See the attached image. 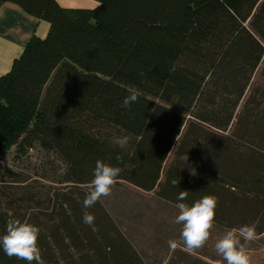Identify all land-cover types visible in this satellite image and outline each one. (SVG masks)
I'll return each instance as SVG.
<instances>
[{"label":"trees","instance_id":"1","mask_svg":"<svg viewBox=\"0 0 264 264\" xmlns=\"http://www.w3.org/2000/svg\"><path fill=\"white\" fill-rule=\"evenodd\" d=\"M96 1L0 0L50 23L0 77V161L39 148V175L55 185H22L0 164V237L10 209L40 227L45 264H145L101 199L83 207L97 160L175 205L215 195L214 226L256 222L262 235L264 0ZM0 264L28 262L0 246Z\"/></svg>","mask_w":264,"mask_h":264},{"label":"rangeland","instance_id":"2","mask_svg":"<svg viewBox=\"0 0 264 264\" xmlns=\"http://www.w3.org/2000/svg\"><path fill=\"white\" fill-rule=\"evenodd\" d=\"M14 156L12 149L0 164L26 178L27 182L22 185H54L39 175L47 159L42 150L35 148L24 160H15ZM100 199L145 264H217L222 261L216 253L215 243L226 230L216 226L201 249L188 252L183 245L175 250L169 248L168 241L179 239L182 231V225L175 223L179 210L175 204L162 200L156 191H144L118 180L111 195ZM247 247L251 250V264H264V233L249 242Z\"/></svg>","mask_w":264,"mask_h":264},{"label":"clouds","instance_id":"3","mask_svg":"<svg viewBox=\"0 0 264 264\" xmlns=\"http://www.w3.org/2000/svg\"><path fill=\"white\" fill-rule=\"evenodd\" d=\"M139 93L130 91L122 102V107L129 108L138 99ZM130 140L129 135H121L114 138V143L121 149L127 147ZM187 159V156H186ZM116 160L120 163L123 158L117 155ZM121 168L97 160L93 172L94 178L91 180V187L86 193L83 201L85 209L95 205L101 197L111 195V190L117 182ZM189 191H181L177 197L178 201H184L188 197ZM218 198L215 195H204L192 204L177 203L176 208L179 214L175 218V223L182 225L179 239L169 240V248L177 249L183 245L188 252L201 249L208 242L214 226ZM8 220L6 222V234L0 237V246L9 257H16L27 261L28 264H45L42 259L41 248L38 244L40 227L28 220L21 221L16 218L12 210H7ZM83 222L94 228L95 216L89 212L83 215ZM258 224L253 222L245 224L239 228L227 230L223 236L215 243V250L222 261L217 264H251V250L247 244L257 239Z\"/></svg>","mask_w":264,"mask_h":264},{"label":"crops","instance_id":"4","mask_svg":"<svg viewBox=\"0 0 264 264\" xmlns=\"http://www.w3.org/2000/svg\"><path fill=\"white\" fill-rule=\"evenodd\" d=\"M64 8H96V0H56ZM50 23L28 14L13 2L0 6V77L8 73L14 60L20 57L30 38H45Z\"/></svg>","mask_w":264,"mask_h":264}]
</instances>
